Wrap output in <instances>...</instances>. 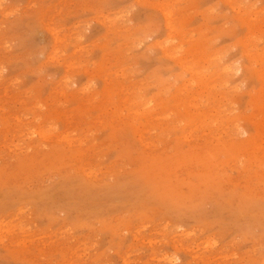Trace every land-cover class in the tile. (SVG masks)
<instances>
[{"label":"rangeland","instance_id":"374dc122","mask_svg":"<svg viewBox=\"0 0 264 264\" xmlns=\"http://www.w3.org/2000/svg\"><path fill=\"white\" fill-rule=\"evenodd\" d=\"M0 264H264V0H0Z\"/></svg>","mask_w":264,"mask_h":264},{"label":"bare ground","instance_id":"6f19581e","mask_svg":"<svg viewBox=\"0 0 264 264\" xmlns=\"http://www.w3.org/2000/svg\"><path fill=\"white\" fill-rule=\"evenodd\" d=\"M166 15H167V17H169L170 16V12L168 11L167 13H166ZM172 24V23H171ZM78 50V49H77Z\"/></svg>","mask_w":264,"mask_h":264}]
</instances>
